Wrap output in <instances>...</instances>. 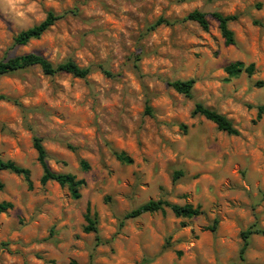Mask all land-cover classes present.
<instances>
[{"label": "clouds", "instance_id": "9594fccd", "mask_svg": "<svg viewBox=\"0 0 264 264\" xmlns=\"http://www.w3.org/2000/svg\"><path fill=\"white\" fill-rule=\"evenodd\" d=\"M0 264H264V0H0Z\"/></svg>", "mask_w": 264, "mask_h": 264}, {"label": "trees", "instance_id": "16d2710c", "mask_svg": "<svg viewBox=\"0 0 264 264\" xmlns=\"http://www.w3.org/2000/svg\"><path fill=\"white\" fill-rule=\"evenodd\" d=\"M226 123V122H225ZM91 222V221H90Z\"/></svg>", "mask_w": 264, "mask_h": 264}]
</instances>
